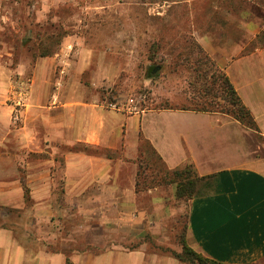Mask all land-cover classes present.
I'll return each mask as SVG.
<instances>
[{
	"label": "crops",
	"instance_id": "obj_1",
	"mask_svg": "<svg viewBox=\"0 0 264 264\" xmlns=\"http://www.w3.org/2000/svg\"><path fill=\"white\" fill-rule=\"evenodd\" d=\"M238 18L244 36L217 45L208 38L206 51L259 133L222 113L111 108L79 77L57 79L63 63L56 55L37 61L20 105L22 88L0 70V145L7 146L8 164L24 167L0 179V264H185L151 248L167 244L168 225L143 219L149 209L151 221L169 217L161 205L168 196L159 189L137 192L132 161L92 151L121 150L128 158L138 154L141 140L168 170L192 163L205 177L185 203L189 247L218 264H264V45H252L264 26ZM17 214L30 222H16ZM148 232L156 243L145 240Z\"/></svg>",
	"mask_w": 264,
	"mask_h": 264
},
{
	"label": "rangeland",
	"instance_id": "obj_2",
	"mask_svg": "<svg viewBox=\"0 0 264 264\" xmlns=\"http://www.w3.org/2000/svg\"><path fill=\"white\" fill-rule=\"evenodd\" d=\"M232 15L237 16L233 22ZM239 15L245 16L243 22L257 20L264 26V0H0V70L11 75L16 87L22 83L28 87L37 61L56 55L63 63L56 68L57 79L79 77L109 107L115 104L116 109L130 112L192 107L190 99L200 87L195 69L222 71L206 51V39L212 38L217 45L224 38H242L243 30L237 29L242 24ZM257 44H261L258 37L252 42ZM3 145L0 179L22 174L23 166L8 164ZM139 146L138 154L130 158L121 150L92 151L106 153L115 161H132L137 192L159 189L168 196L161 205L169 207V217L161 214L151 221L154 215L149 209L143 219L147 217L146 222L156 228L159 223L168 225L167 244L151 248L169 255L182 253L187 200L177 198L176 183L163 182L169 170L150 145L141 140ZM46 156L29 155L33 159ZM132 170L127 166L124 174L131 175ZM25 200L29 206L30 198ZM140 203L151 206L147 197ZM25 220L30 222L16 215V222ZM160 233L165 239L166 231ZM146 238L156 243L151 232Z\"/></svg>",
	"mask_w": 264,
	"mask_h": 264
},
{
	"label": "trees",
	"instance_id": "obj_3",
	"mask_svg": "<svg viewBox=\"0 0 264 264\" xmlns=\"http://www.w3.org/2000/svg\"><path fill=\"white\" fill-rule=\"evenodd\" d=\"M258 41L264 45V32L258 35ZM206 65V64H205ZM200 81L195 98H191L192 107L185 106L182 110H194L207 113H222L231 116L233 119L240 121L245 126L259 133V127L251 113V111L242 102L237 91L231 84L229 78L223 71L197 68ZM152 149V148H151ZM153 150V149H152ZM154 151V150H153ZM169 176V179L166 177ZM163 180L164 183H176V196L181 200H190L197 193V185L205 177H199L193 169V164L188 163L183 169L169 170ZM26 198L28 199V189L24 187ZM183 251L182 253H174V256L182 262L188 264H218L213 260L205 258L202 254L195 252L186 242L185 236L182 237Z\"/></svg>",
	"mask_w": 264,
	"mask_h": 264
},
{
	"label": "built area",
	"instance_id": "obj_4",
	"mask_svg": "<svg viewBox=\"0 0 264 264\" xmlns=\"http://www.w3.org/2000/svg\"><path fill=\"white\" fill-rule=\"evenodd\" d=\"M69 48H72V47H69ZM17 88V87H16ZM22 88V94H21V96H20V99H19V104L21 105V104H23V103H25V99H27V95H28V87L24 84V83H22L21 85H20V88H19V90ZM110 106L112 107V108H114V109H116V105L115 104H110ZM14 119H15V121H19V116H15L14 117Z\"/></svg>",
	"mask_w": 264,
	"mask_h": 264
},
{
	"label": "water",
	"instance_id": "obj_5",
	"mask_svg": "<svg viewBox=\"0 0 264 264\" xmlns=\"http://www.w3.org/2000/svg\"><path fill=\"white\" fill-rule=\"evenodd\" d=\"M157 71H158V68H155L153 72L156 73Z\"/></svg>",
	"mask_w": 264,
	"mask_h": 264
}]
</instances>
